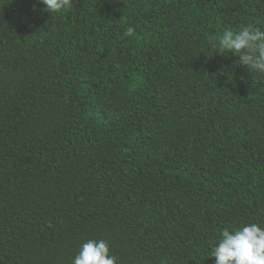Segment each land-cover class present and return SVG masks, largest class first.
I'll use <instances>...</instances> for the list:
<instances>
[{"label": "trees", "instance_id": "trees-1", "mask_svg": "<svg viewBox=\"0 0 264 264\" xmlns=\"http://www.w3.org/2000/svg\"><path fill=\"white\" fill-rule=\"evenodd\" d=\"M73 6L0 0V264H216L264 229V74L208 42L264 0Z\"/></svg>", "mask_w": 264, "mask_h": 264}, {"label": "clouds", "instance_id": "clouds-1", "mask_svg": "<svg viewBox=\"0 0 264 264\" xmlns=\"http://www.w3.org/2000/svg\"><path fill=\"white\" fill-rule=\"evenodd\" d=\"M46 7L44 12L61 13L71 9L73 0H38ZM35 10V9H34ZM125 38H135V29L129 27ZM212 50L218 55L225 54L239 57V64L251 73L264 74V32L251 26L244 27L238 34L226 31L217 40H210ZM219 246L214 249L213 256L216 264H264V229L259 225L243 227L231 234L223 231ZM75 264H117L114 256H110L107 242L89 241L85 243Z\"/></svg>", "mask_w": 264, "mask_h": 264}]
</instances>
